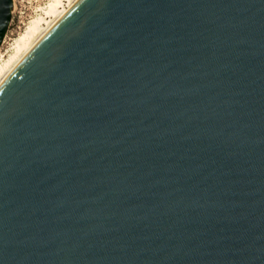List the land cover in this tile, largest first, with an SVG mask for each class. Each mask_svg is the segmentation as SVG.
<instances>
[{"label": "water", "instance_id": "95a60500", "mask_svg": "<svg viewBox=\"0 0 264 264\" xmlns=\"http://www.w3.org/2000/svg\"><path fill=\"white\" fill-rule=\"evenodd\" d=\"M0 264H264V0H80L0 91Z\"/></svg>", "mask_w": 264, "mask_h": 264}, {"label": "bare ground", "instance_id": "6f19581e", "mask_svg": "<svg viewBox=\"0 0 264 264\" xmlns=\"http://www.w3.org/2000/svg\"><path fill=\"white\" fill-rule=\"evenodd\" d=\"M80 0H50L43 14L30 21L5 53L0 50V91L27 58L52 33Z\"/></svg>", "mask_w": 264, "mask_h": 264}, {"label": "rangeland", "instance_id": "374dc122", "mask_svg": "<svg viewBox=\"0 0 264 264\" xmlns=\"http://www.w3.org/2000/svg\"><path fill=\"white\" fill-rule=\"evenodd\" d=\"M50 0H12L10 19L0 42V50L7 52L13 39L21 34L39 14H43Z\"/></svg>", "mask_w": 264, "mask_h": 264}]
</instances>
